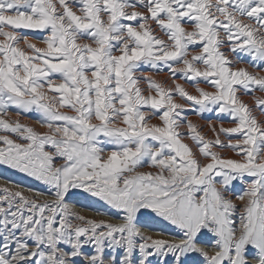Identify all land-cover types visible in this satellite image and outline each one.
Returning <instances> with one entry per match:
<instances>
[{"label":"snow or ice","instance_id":"snow-or-ice-1","mask_svg":"<svg viewBox=\"0 0 264 264\" xmlns=\"http://www.w3.org/2000/svg\"><path fill=\"white\" fill-rule=\"evenodd\" d=\"M165 70L171 84L145 75ZM259 72L264 0H0V165L47 186L25 192L0 175L15 185H0V264H169L170 255L185 264L189 253L203 264H264ZM12 111L37 113L47 131ZM189 113L221 121L217 131L208 118L214 140ZM74 189L95 198L81 207L122 222L75 211ZM160 222L179 239L142 231H162ZM209 234L214 254L200 246Z\"/></svg>","mask_w":264,"mask_h":264},{"label":"rangeland","instance_id":"rangeland-1","mask_svg":"<svg viewBox=\"0 0 264 264\" xmlns=\"http://www.w3.org/2000/svg\"><path fill=\"white\" fill-rule=\"evenodd\" d=\"M28 35H29V39L31 40V42L37 44L38 47H44L45 46L39 39L35 38V36L33 34L29 33ZM21 46H23V44ZM237 67L247 68L251 72H257L258 71V69L250 66L248 63L238 64ZM259 74L264 76V72H259ZM145 75H152L154 79H156L157 81H159L161 83L167 81L168 84H171L172 80H173V78L167 72V70H165L161 73L146 72ZM176 82L183 84L188 89V91L192 92L193 94H196V89L190 83H186L183 79H177ZM142 87L146 89L148 87L147 83H143ZM200 87L205 88V90H209V91L212 90L206 84H201ZM255 95L256 96H264V93L257 91L255 93ZM242 98L245 100V102H247L249 104L250 107H255V100H254L253 96L246 95V96H243ZM176 101H177V103H183V101L178 96L176 98ZM255 114L257 115L258 118L264 119V116H261L258 111ZM37 115H38L37 113H29L26 115L17 116L14 111L10 112V118L12 120L18 119L22 123L31 125V126L37 128L41 132H46L47 129L41 128L40 124L37 122V119H36ZM188 118L191 119L193 121V123L198 124L200 126V128H201L203 134L206 136V138L213 139V140L215 139V135L212 132L211 127L209 126V119L208 118H211V125L216 126L217 131L219 130V126H220L221 121L218 120L212 113H205L203 116H197L195 114L189 113ZM158 122H159L158 119H153L151 121V123H158ZM223 126L224 127H233L235 125L228 122L227 120H225V121H223ZM181 131L187 132L188 130L185 127V128H182ZM220 139L222 141H224L225 143H227V137H225L223 134H221ZM185 142L189 143L190 145H192L195 148V146L192 144L191 140L186 139ZM214 150L220 152V154L222 156H224L225 158L239 159V156H237L236 153L234 151H232L231 149L215 148ZM141 171L147 172V171H152V169L143 168V169H141ZM0 175H2L4 177H8V178H10L11 181H14L17 184L24 186L20 190L25 191V192H27L28 188L38 190L41 192L45 191V189L47 188V186L44 185L42 182L37 181L34 178L29 177L24 173H20L16 170H11L7 166H4V165H0ZM0 180L11 185V187H15L14 184H10L9 181L6 179H0ZM0 185H4V184L0 183ZM246 186L247 185L243 182H236V191L239 192V191L243 190L244 188H246ZM73 191L83 193L82 195L75 198L74 200L69 201V203L73 205V208L75 211L79 212L80 214L86 212L89 214L86 217L97 219V220L103 219L105 221H109V222H113V223H121L122 222V219H116V218H113L110 216H100V215H97L96 212H94V211H89V210L81 207V205H83V204L94 205L95 204V198H92L89 196V194L84 193L83 189H79V190L74 189ZM52 198L53 197L47 196V195L40 197V199H42V200L43 199H49L50 200ZM233 198H235V197H233ZM76 200H78L79 203H76ZM237 203L239 204L240 202L237 201ZM111 211L117 212L118 210H111ZM82 215H84V214H82ZM120 216L121 217L123 216L122 212L120 213ZM156 228L160 229L162 231H153V230L148 229V228H142V231H144L148 235H152L154 238H163V239L172 240V239H179V237H180V230L176 226L171 225L170 223H167V222L157 223ZM212 243H214V239L209 234L207 237H205L204 240L201 241L200 246L204 247L211 254H214L217 249H215L214 247L211 246ZM85 250L89 253L94 251V249L91 246H86ZM107 251L111 252V250H107ZM122 254H123L122 249L116 250L115 255L122 258ZM137 255H138V253H137ZM150 259L152 260V264H158V259H159L158 257H151ZM167 259L169 261V264H174V261H173V258L171 257V255ZM184 259H185V264H203V257H201L198 253H189Z\"/></svg>","mask_w":264,"mask_h":264},{"label":"bare ground","instance_id":"bare-ground-1","mask_svg":"<svg viewBox=\"0 0 264 264\" xmlns=\"http://www.w3.org/2000/svg\"><path fill=\"white\" fill-rule=\"evenodd\" d=\"M0 183H2V184H7L6 182H4V181H1L0 180ZM8 186H10L11 187V185H9L8 184ZM82 211V210H81ZM84 211V210H83ZM82 214H84L85 216H88L89 214L88 213H86V212H84V213H82ZM91 216V215H90Z\"/></svg>","mask_w":264,"mask_h":264}]
</instances>
